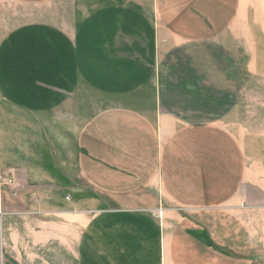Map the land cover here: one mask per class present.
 Masks as SVG:
<instances>
[{"label": "crops", "instance_id": "0c3cea01", "mask_svg": "<svg viewBox=\"0 0 264 264\" xmlns=\"http://www.w3.org/2000/svg\"><path fill=\"white\" fill-rule=\"evenodd\" d=\"M1 179L12 264H264V0H0Z\"/></svg>", "mask_w": 264, "mask_h": 264}, {"label": "rangeland", "instance_id": "374dc122", "mask_svg": "<svg viewBox=\"0 0 264 264\" xmlns=\"http://www.w3.org/2000/svg\"><path fill=\"white\" fill-rule=\"evenodd\" d=\"M54 10H46L44 9V19L46 18H49V13L53 12ZM58 11L60 10H57V14H58ZM1 183V182H0ZM8 184H1L0 187L2 189V191L4 190V188L7 186ZM2 247V245L0 244V248ZM2 251V250H1ZM0 264H12L11 262H7L3 253L1 252V255H0Z\"/></svg>", "mask_w": 264, "mask_h": 264}, {"label": "built area", "instance_id": "2783aa9c", "mask_svg": "<svg viewBox=\"0 0 264 264\" xmlns=\"http://www.w3.org/2000/svg\"><path fill=\"white\" fill-rule=\"evenodd\" d=\"M3 181H5V179H1V180H0V182H3Z\"/></svg>", "mask_w": 264, "mask_h": 264}]
</instances>
